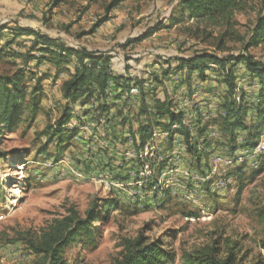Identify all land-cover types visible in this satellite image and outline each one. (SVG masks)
<instances>
[{
	"label": "rangeland",
	"instance_id": "1",
	"mask_svg": "<svg viewBox=\"0 0 264 264\" xmlns=\"http://www.w3.org/2000/svg\"><path fill=\"white\" fill-rule=\"evenodd\" d=\"M113 1L64 0L54 6L52 0H0V23L31 26L66 46L107 51L114 57V72H122L127 65L130 74L141 78L150 71L148 78H141L140 93L133 101H123L124 95L119 100L110 98L109 117L94 113L78 125L74 115L69 126L78 125L79 132L54 135L67 103L61 86L69 73L54 76V68L46 63L29 66L32 72L24 80L28 103L38 77H47L40 81L35 114L30 116L26 109L19 124L0 137V264H36L29 241H38L50 225L72 212L85 218L95 201L105 199L115 200L117 208L93 224L92 234L64 248L66 264H112L121 257L125 241L139 236L169 242L176 255L173 264H185L181 259L184 252L213 243L224 253L227 242L237 244L241 264L264 258L260 246L264 237V153L256 167L236 164L222 167L208 180L198 179L208 174L213 154L230 153L240 135L246 143H256L264 128L260 132L241 129L233 140L222 135L218 115L227 91L225 69L205 68V80L197 71L190 79L185 71L162 77V60L158 58L191 55L197 50L238 54L251 36L262 0H246L243 10L234 13L229 23L183 19L174 25L167 22L172 0H124L106 12ZM104 17L107 20L90 33ZM158 21L166 27L139 43L121 46ZM248 53L264 61V41L249 47ZM21 65V58L1 57L0 74L11 75ZM233 72L236 99L243 94L248 107L246 122L256 123L257 109L264 112V88L244 63L234 66ZM152 97L171 99L173 111L180 113L189 111L192 101L210 115L205 121L206 138L202 135L198 140L199 159L187 153L183 139L180 143L174 140L179 134L172 139L157 137L153 154L141 158L142 162L126 155L137 147L131 133L137 137L136 129L145 120L140 113L141 99L150 112ZM86 108L77 106L75 112ZM123 119L126 123L121 126ZM58 136L64 141L58 143ZM121 138H126V143ZM205 139L211 142L208 147L203 145ZM172 160H179V166L168 175L164 171L173 166ZM146 161L150 166L144 177L140 173ZM184 171L197 172L198 177L189 179ZM119 175L127 179L120 180ZM219 180L225 184L217 186ZM128 191L135 193L134 197H129Z\"/></svg>",
	"mask_w": 264,
	"mask_h": 264
},
{
	"label": "trees",
	"instance_id": "2",
	"mask_svg": "<svg viewBox=\"0 0 264 264\" xmlns=\"http://www.w3.org/2000/svg\"><path fill=\"white\" fill-rule=\"evenodd\" d=\"M63 1L52 0L54 6ZM122 1L124 0H114L106 6V12H109ZM172 1V10L167 18L169 25L178 24L183 19H202L214 24L218 22L229 23L234 13L242 11L246 3V0ZM261 2V11L255 21L251 36L246 47L238 54L219 55L205 50H197L191 55L158 57L162 60V77L172 76L173 72L185 71L186 79H190V75L197 71L200 79L205 80L204 70L210 65L225 69L224 82L227 91L219 105L221 113L218 115V123L222 135L230 138V140H233L241 129L248 132L251 130L260 132V128H264V112L261 113L259 108L257 109L256 123L248 124L246 122L248 107L243 101V94L238 100L236 99V75L233 72L234 66L244 63L246 71L255 76L261 87L264 88V61L257 60L248 53L249 47L257 46L261 41H264V0ZM106 20L107 17L100 19L89 32L93 33ZM165 27L163 21H158L121 46L124 48L139 43ZM218 48H222L221 43H219ZM1 57L21 58L22 65L11 75L0 74V137L3 132L13 130L19 124L26 109L31 111L30 116L37 111L41 91L40 81L47 75L38 77L37 84L39 85L35 84L32 87L29 93L31 95L29 97L30 102L28 103L29 100L26 98L27 85L24 80L26 74L32 72L29 66H39L46 63L54 68V76H59L64 72L69 73V77L61 86L67 103L63 108L61 117L56 121V129L52 133L54 135H60L64 131L76 135L79 132L78 125L81 124L82 120L94 113L109 117L111 114L110 100L121 99V96L128 92L131 85L140 88L143 80L137 75L131 77L127 65L124 66L122 72H114L111 68L114 57L107 51L66 46L56 38L31 26H23L16 22L0 23ZM228 64H231L230 67H227ZM261 96H263L262 101L264 102V91L261 92ZM141 100L140 113L145 115V120L136 129L137 137L131 133L133 144L143 147L150 139L154 128H158L161 132H166L169 139H172L175 134L182 135L187 153L195 155L199 159L198 140L202 135L206 138V122L201 121V119L193 121L197 136L192 137L182 125L183 113L173 111L171 99L152 97L153 103L150 112H148L150 109L147 108L143 98ZM89 105H92V110L86 108L80 113L79 111L75 112L77 106ZM74 115L78 125L70 127L69 122ZM124 120L121 122V126L125 125L126 121ZM118 136L122 137L121 134ZM121 139L122 143H126V138ZM57 141L61 143L64 140L58 136ZM210 144L208 139L203 142L205 147ZM137 160L142 162L140 158ZM118 179L126 180L127 177L119 175ZM112 208H117L115 200H97L86 211L85 218L80 217L76 212H72V214L55 221L43 232L38 241H29L30 252L37 258L36 264H66L63 257L64 248L72 243L80 242L84 235L92 234L93 224L107 218V214ZM260 246L264 250V237L260 241ZM175 256L171 244L164 239L158 238L149 241L146 237L139 236L125 241L121 257L112 264H173ZM181 259L185 264H241L242 261L238 257L237 244H229V242L226 244L224 253L216 243H213L211 246L205 245L190 252H184ZM249 264H264V258Z\"/></svg>",
	"mask_w": 264,
	"mask_h": 264
},
{
	"label": "built area",
	"instance_id": "3",
	"mask_svg": "<svg viewBox=\"0 0 264 264\" xmlns=\"http://www.w3.org/2000/svg\"><path fill=\"white\" fill-rule=\"evenodd\" d=\"M209 67H215V66L210 65ZM134 75L135 74H130L131 77H133ZM149 75H150V71L147 70L143 73L142 78L146 79L149 77ZM137 95H139V88L135 85H131L128 92L126 94H124L123 101L131 102V101H133V99H135V97ZM214 103H216V101H214ZM189 105H190V110L183 112L182 125L188 130L189 134L192 136V135H195V133H196L193 121H195L197 119H201V121L205 122L209 118L210 115L203 112V109L201 108L200 105H193L192 101H189ZM87 107H88L87 109L92 110V105H89ZM160 135L168 136L166 132L157 131L155 129V130H153L150 139L145 143V145L143 147H139V146L132 147L131 151L127 152L126 155L130 158L131 157H137L140 159L145 158L146 156L150 157V155H152L154 152V149H155L154 144L156 142V139ZM176 135H178V134H176ZM177 137L178 138H175L174 140L178 139L179 143H180V139H183V136L178 135ZM236 138H237L236 139L237 146L233 150H231L230 153L213 154L211 156L209 172L207 175H205L204 177H202L200 175V177H198L197 172H195L193 174V173H190L188 171H184L183 174H185V176L189 179L190 178L193 179L194 177L195 178L198 177V179L204 181V180H208L210 177L215 175L217 173V171H219L222 167L226 168V167H230V166H233L236 164H242V163H247L250 166L256 167L258 162H259L258 158L264 153V132L259 135V138L256 140V143H254L252 145L246 143L245 138L241 135L237 136ZM171 164H173V166H171L169 168V165H168L166 167L164 173L166 172V174L170 175L172 172L177 171V166H179V160L178 161L172 160ZM143 166H144V170L140 174H141V176L146 177L147 176L146 172H148L150 165L146 161L143 164ZM144 172H145V174H144ZM221 184L224 185L225 181L219 180L216 183L217 186H220ZM114 185L120 186L121 183H116ZM127 194L129 197H134V195H135V193H132L130 191H128ZM19 258H20V260H23L25 258V255L21 254V255H19Z\"/></svg>",
	"mask_w": 264,
	"mask_h": 264
}]
</instances>
